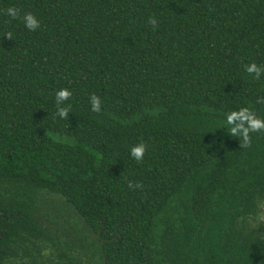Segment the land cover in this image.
I'll return each mask as SVG.
<instances>
[{"label":"trees","instance_id":"trees-1","mask_svg":"<svg viewBox=\"0 0 264 264\" xmlns=\"http://www.w3.org/2000/svg\"><path fill=\"white\" fill-rule=\"evenodd\" d=\"M248 63L264 0H0V264H264V133L224 129L264 119Z\"/></svg>","mask_w":264,"mask_h":264},{"label":"clouds","instance_id":"clouds-1","mask_svg":"<svg viewBox=\"0 0 264 264\" xmlns=\"http://www.w3.org/2000/svg\"><path fill=\"white\" fill-rule=\"evenodd\" d=\"M6 13L12 20L22 17L21 22L29 32H35L40 27V21L32 13L21 14L19 10L14 7H9ZM148 23L155 28L157 26V19L149 18ZM7 35L8 38L11 39L12 33L9 32ZM243 71L248 76H252L254 80H259L261 75H264V67L258 66L256 63L244 65ZM71 96L72 92L67 88H60L55 92V103L57 105L56 116L61 120L67 119L71 111L70 106L61 107ZM89 103L93 112H99L101 110V100L98 96L91 95L89 97ZM224 125V129H226L231 136L238 137L244 146L250 144L252 134L264 133V119L257 117L250 108H241L238 111L226 113ZM146 150V144L137 143L130 148L129 155L134 161L139 163L143 160Z\"/></svg>","mask_w":264,"mask_h":264},{"label":"rangeland","instance_id":"rangeland-1","mask_svg":"<svg viewBox=\"0 0 264 264\" xmlns=\"http://www.w3.org/2000/svg\"><path fill=\"white\" fill-rule=\"evenodd\" d=\"M61 141L63 142H66V143H70L71 144V141L67 138H59ZM258 222L262 223V232H264V213L262 214V216L260 218H258L257 220Z\"/></svg>","mask_w":264,"mask_h":264}]
</instances>
